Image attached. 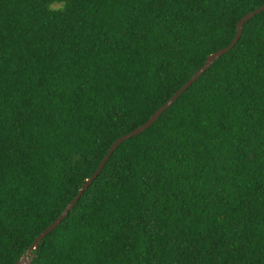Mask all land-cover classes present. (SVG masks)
Here are the masks:
<instances>
[{
  "label": "trees",
  "instance_id": "obj_1",
  "mask_svg": "<svg viewBox=\"0 0 264 264\" xmlns=\"http://www.w3.org/2000/svg\"><path fill=\"white\" fill-rule=\"evenodd\" d=\"M264 0H0V264ZM29 264H264V10L122 141Z\"/></svg>",
  "mask_w": 264,
  "mask_h": 264
},
{
  "label": "water",
  "instance_id": "obj_2",
  "mask_svg": "<svg viewBox=\"0 0 264 264\" xmlns=\"http://www.w3.org/2000/svg\"><path fill=\"white\" fill-rule=\"evenodd\" d=\"M264 10V4L256 8L255 10L248 12L243 17H241L237 23H236V32L231 40V42L221 49H218L217 51L209 54L205 60V63L182 85L180 89H178L162 106H160L151 116L150 118L141 126L135 128L134 130L130 131L129 133H126L120 137H118L112 145L109 147L107 153L104 155L102 160L100 161L99 165L97 166L94 173L83 183L79 191L77 192L76 196L68 203V205L64 208L62 213L48 226L46 227L33 241V243L28 247L26 252L22 255V257L15 263V264H29L33 255L34 251L37 249V246L41 239L48 234L52 229L56 227V225L65 217L67 211L73 206L75 201L80 197V195L84 192V190L88 187V185L92 182V180L97 176V174L101 171L103 165L105 164L106 160L110 156V154L113 152V150L125 139L139 134L143 130H145L147 127H149L156 119L157 117L169 106L171 103L186 89L188 88L191 83H193L198 76L206 70L216 58L220 57L222 54L227 52L238 40L242 33L243 24L251 18L253 15L259 13L260 11Z\"/></svg>",
  "mask_w": 264,
  "mask_h": 264
}]
</instances>
